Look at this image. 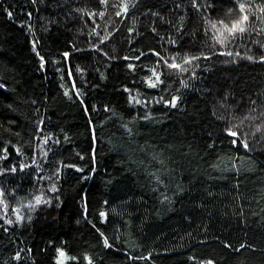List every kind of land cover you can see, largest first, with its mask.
<instances>
[{"label":"trees","instance_id":"16d2710c","mask_svg":"<svg viewBox=\"0 0 264 264\" xmlns=\"http://www.w3.org/2000/svg\"><path fill=\"white\" fill-rule=\"evenodd\" d=\"M119 2L0 0V264H264V35L212 47L234 0Z\"/></svg>","mask_w":264,"mask_h":264},{"label":"snow or ice","instance_id":"6c2138e0","mask_svg":"<svg viewBox=\"0 0 264 264\" xmlns=\"http://www.w3.org/2000/svg\"><path fill=\"white\" fill-rule=\"evenodd\" d=\"M99 2L103 5L108 4V0H99ZM130 0H120L118 4H114L113 7H118L122 9V11H117L115 15L117 17H120L122 14H126L128 11ZM235 4V14H233V9H229L227 13H225V17L227 18V22L225 18H221L219 20H211L207 17H204L206 23L208 24V29H206V32L210 31L212 33V40L214 41V44L212 47H215L216 45H220L221 47H227L229 45H237V46H243L242 42L247 40L248 38L252 37L253 34L256 36L264 35V0H261L260 3H257V0H234ZM134 6V3L132 4ZM194 7H197V5L193 4ZM10 16L11 13H8ZM90 15H96V13H91ZM105 13L101 11L99 13V16L103 18ZM99 35V33H97ZM104 42V38L101 39L100 43ZM254 43L260 44L261 47H264V42H261L259 40H254ZM172 43H175L174 41ZM154 55L159 56V53H153ZM220 55H227V56H240L239 52L233 53L232 51L227 52H221ZM67 56V53L64 54ZM201 57L195 56V57H188L184 56L182 57V63H176V57H171L172 62L169 63L168 60H164L163 57H160L161 60H163L165 66L169 69L177 70V71H187L183 65H189L192 63L193 60L200 59ZM205 59H208L209 57L205 56ZM249 60H253L254 58L252 56L246 57ZM127 59V58H126ZM139 59V57H137ZM41 60L43 58L41 57ZM261 62H264V56L260 57ZM129 67H133V65H129ZM153 75L155 76V79L157 82L160 81V76L153 72ZM150 87H156L157 84L153 82H149ZM67 94V93H66ZM178 98H173L171 102V106H176V100ZM139 102V101H137ZM254 103V102H253ZM247 118V117H246ZM235 127V126H234ZM257 131H260L259 128H257ZM228 135L238 139L239 133L236 131H233L231 128L227 130ZM236 139H233L232 143H236ZM44 143H47V138H45ZM243 147L245 149H248L249 145L247 140L241 141ZM14 170V169H13ZM55 190L54 188L52 189ZM3 196V192L0 191V197ZM42 202L41 196L35 197V203L40 204ZM47 203V201H44ZM103 216L104 213H101ZM11 223V221H9ZM105 246H110L108 244L107 239L104 241ZM60 257H64V253H59ZM207 264H213L212 261H208Z\"/></svg>","mask_w":264,"mask_h":264},{"label":"rangeland","instance_id":"374dc122","mask_svg":"<svg viewBox=\"0 0 264 264\" xmlns=\"http://www.w3.org/2000/svg\"><path fill=\"white\" fill-rule=\"evenodd\" d=\"M60 252H63V253L65 254L64 257H60V256H59V261L63 263V262L65 261L66 257H67V254H66L65 251L62 250V249L59 250V253H60Z\"/></svg>","mask_w":264,"mask_h":264}]
</instances>
